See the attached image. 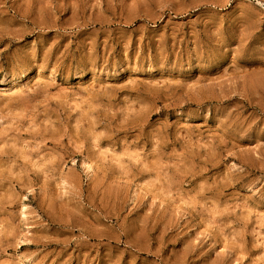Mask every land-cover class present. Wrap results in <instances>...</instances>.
Returning <instances> with one entry per match:
<instances>
[{
  "label": "rangeland",
  "instance_id": "1",
  "mask_svg": "<svg viewBox=\"0 0 264 264\" xmlns=\"http://www.w3.org/2000/svg\"><path fill=\"white\" fill-rule=\"evenodd\" d=\"M0 264H264V0H0Z\"/></svg>",
  "mask_w": 264,
  "mask_h": 264
},
{
  "label": "bare ground",
  "instance_id": "2",
  "mask_svg": "<svg viewBox=\"0 0 264 264\" xmlns=\"http://www.w3.org/2000/svg\"><path fill=\"white\" fill-rule=\"evenodd\" d=\"M87 167V166H86ZM89 167V166H88ZM92 169V168H91ZM24 207V206H23ZM25 209V208H24ZM22 216V215H21Z\"/></svg>",
  "mask_w": 264,
  "mask_h": 264
}]
</instances>
